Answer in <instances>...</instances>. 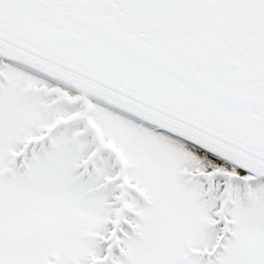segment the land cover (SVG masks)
I'll return each mask as SVG.
<instances>
[{
    "label": "snow or ice",
    "instance_id": "1",
    "mask_svg": "<svg viewBox=\"0 0 264 264\" xmlns=\"http://www.w3.org/2000/svg\"><path fill=\"white\" fill-rule=\"evenodd\" d=\"M0 264H264V0H0Z\"/></svg>",
    "mask_w": 264,
    "mask_h": 264
}]
</instances>
